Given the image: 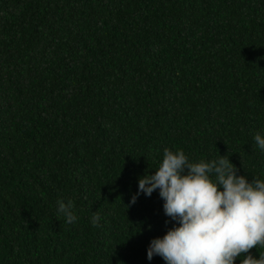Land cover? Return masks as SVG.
<instances>
[{"label":"trees","instance_id":"trees-1","mask_svg":"<svg viewBox=\"0 0 264 264\" xmlns=\"http://www.w3.org/2000/svg\"><path fill=\"white\" fill-rule=\"evenodd\" d=\"M256 131L264 0H0V264H165L138 177L165 148L264 177Z\"/></svg>","mask_w":264,"mask_h":264},{"label":"clouds","instance_id":"clouds-1","mask_svg":"<svg viewBox=\"0 0 264 264\" xmlns=\"http://www.w3.org/2000/svg\"><path fill=\"white\" fill-rule=\"evenodd\" d=\"M253 141L264 153V133L256 131ZM238 172L227 155L193 162L183 150L165 148L159 166L138 177L128 205L141 194L151 197L158 192L164 215L174 222L162 237L150 241L147 259L159 256L165 264H235L239 257L240 264H264V253L259 251L257 258L250 252L264 248V177L249 180ZM56 203V213L65 223L77 221L71 200ZM99 221L93 213L92 225L99 227Z\"/></svg>","mask_w":264,"mask_h":264}]
</instances>
